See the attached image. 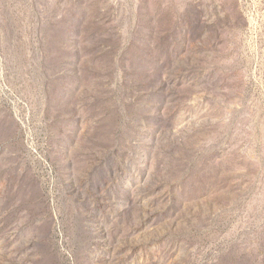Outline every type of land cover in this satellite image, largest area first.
Masks as SVG:
<instances>
[{
    "label": "rangeland",
    "instance_id": "374dc122",
    "mask_svg": "<svg viewBox=\"0 0 264 264\" xmlns=\"http://www.w3.org/2000/svg\"><path fill=\"white\" fill-rule=\"evenodd\" d=\"M0 264H264V0H0Z\"/></svg>",
    "mask_w": 264,
    "mask_h": 264
}]
</instances>
